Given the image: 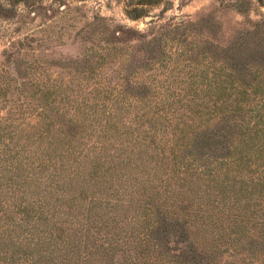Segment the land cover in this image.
Returning a JSON list of instances; mask_svg holds the SVG:
<instances>
[{
    "label": "rangeland",
    "instance_id": "rangeland-1",
    "mask_svg": "<svg viewBox=\"0 0 264 264\" xmlns=\"http://www.w3.org/2000/svg\"><path fill=\"white\" fill-rule=\"evenodd\" d=\"M221 83L253 84L244 98L249 106L260 99L259 89L253 93L258 84L264 90V0H0V131L5 138L14 134L29 150L26 175L43 182L27 197L38 210L47 204L63 229H53L52 238L39 244L26 243L28 249L17 248L34 220L25 224L12 212L13 202H6L24 201L23 188L1 194L0 222L20 227L12 237L0 235L6 244L0 245V264H197V254L206 257L202 264H264L261 171H246L247 189L237 196L245 210L244 231L233 235L229 229L222 238L220 226L228 222H211L224 210L219 187L180 181L168 150L162 156L150 139L140 155L144 142L133 147L137 134L150 138L155 128L153 143L181 145L178 162L191 151L200 166L209 165L221 154L214 142L195 150L184 146L191 138L168 132L212 127L205 114L233 104L234 95L220 91ZM155 117L171 122L155 125ZM191 117L199 123L188 130L182 122ZM71 120L77 126H68ZM59 130L73 140L69 148ZM6 142L0 141V155ZM96 142L114 156L112 163H99L101 170L117 168L110 177H96L89 160L82 165L90 173L76 172L77 152ZM41 151L50 155L43 167ZM5 167L1 162L0 174L7 178ZM52 177L67 182L43 195ZM233 199L226 198L229 211ZM46 214L40 215L42 224ZM163 216L185 224V241L180 230L171 229L155 239L151 226Z\"/></svg>",
    "mask_w": 264,
    "mask_h": 264
},
{
    "label": "trees",
    "instance_id": "trees-1",
    "mask_svg": "<svg viewBox=\"0 0 264 264\" xmlns=\"http://www.w3.org/2000/svg\"><path fill=\"white\" fill-rule=\"evenodd\" d=\"M253 85V84H252ZM251 84H246L244 86H234V84H229L226 86V84L221 83L220 84V91L229 93L226 94L227 97H230V95H234L233 97V104L231 106H226L229 108L228 111H226V108H223L214 113V114H205L206 120L205 122L212 123V127H204L198 130L191 132H188L184 130L183 128H178L177 126L172 130H169L168 134L172 137H175L177 139H187L191 138L187 144L184 146H188L190 148L197 149V145H208L209 142H214V149L221 150V154L215 156V159L213 162L208 163L207 166H200L196 160V157L192 152L190 151V154L185 156L187 159L184 161H177V154L181 148V145L179 144H173V141L171 142L168 140V149L167 147H162L153 143L152 140L156 137V130L153 128L152 135L150 138L148 136L144 135V138L140 137L141 134H137L135 136V144L133 147L137 146V144L144 142L140 147L138 148V155L141 154L143 149H148L149 146L145 144L147 142V139L151 140V146L153 145L155 150L157 152H161V155H164L165 150H168L169 154L172 156V165L174 167L173 173L178 174L180 178V181L186 182V180L189 178L191 180V183L197 185V186H207V184H214L219 187L218 195L222 199L223 206L221 209L224 208V210L219 211L220 216L218 218H212V223H220V222H228L227 227L220 226V230L222 231L221 236L226 235V230H231L234 234L233 235H239L240 232L244 231V227L242 226V223L244 219H246L245 212H243L244 208L239 206L237 202V196L239 197L238 193H242L246 191L247 189V181L245 180V176L248 173L246 171L248 169H253L254 171H261V173L264 174V96H261L262 93H264L263 87H261L259 84L256 86L254 93H258L257 90L259 89L261 94L259 95L260 99H258L256 102H253L252 106H249L247 104L246 97L248 95V88L252 86ZM245 87V88H244ZM253 89V88H252ZM221 102V100H218ZM217 101V103H218ZM215 106V104H213ZM251 105V104H250ZM244 108H247V113H244ZM209 115V116H208ZM200 117L199 115L197 116ZM171 118H163V117H155L154 123L155 125L164 122V120H170ZM200 119V118H199ZM1 120V119H0ZM201 122V121H200ZM188 130L194 129L196 125H198L199 120L197 118L191 117L188 118V121L182 122ZM68 126H77V123L74 120H71V122L68 121ZM171 125V124H170ZM167 125L163 126L165 128ZM170 127V126H169ZM164 129L163 133L166 132ZM72 128V127H71ZM162 128V129H163ZM217 129L219 130L217 132ZM70 131H73L70 129ZM217 132V133H214ZM62 131H58L56 134L59 135L60 140L63 141L66 140L65 135L62 134ZM149 132H142V134H148ZM190 133V135H188ZM8 138H5L3 136V132L0 131V141H8L6 144H3L2 147L4 148L3 153L0 155V158L5 157V160H1V162L6 163V167L4 170H7V172L11 175L9 177L5 178L1 176L0 174V181H5V184L0 183V197L1 194H11L14 193V190L17 188H23L22 194H23L25 200L22 202H17V200H14L15 198H12V200H6V202H10V207L13 209L12 212L14 213H20L22 216L21 221H23L25 224L29 223V218H32L34 221L31 224H26V227L24 228L23 232L27 236H29L27 239H24L23 236L18 240L17 248L20 249H28V245L26 243L31 244H39L41 241L46 240L48 238H52V230L57 229V227L61 228V220L55 219L56 212L49 213L50 210H47V204L46 206L40 207V210H38L37 206H35L34 202L29 200L31 198H28V193L36 187L37 181H41L38 179H29V177L26 175V167H27V161L28 159L26 156L30 153L28 149L23 148V145H19V142L21 140L17 139L14 134H6ZM140 137V138H139ZM5 138V140H4ZM139 138V139H138ZM170 139V138H169ZM73 140H66L67 148H69V145H71ZM8 143V144H7ZM100 144V142H98ZM98 143H94L95 145L91 146V148H87L85 152H77V155H80L81 158L79 160H74L75 162L79 163L77 164L78 168L76 172H79L80 169H82L84 172L90 173L91 171H88L87 168L83 167V160H89L91 163L90 169L93 170L92 173H95L96 177H110L111 170H117L116 167H107L106 170L99 169V163L100 162H107L112 163L111 161L114 159V156H106L104 154V148L103 145H98ZM64 145V144H63ZM66 145V143H65ZM216 145V146H215ZM183 146V147H184ZM70 149L65 150V154L69 153ZM117 150V149H116ZM43 152V151H41ZM89 152V153H88ZM44 157L47 159H44V162L41 164L40 167L46 166L47 163L50 161V155L47 152ZM42 153V154H43ZM63 153V152H62ZM215 153V152H214ZM130 154L135 155L136 153L134 150H131ZM187 154V153H186ZM33 156V155H32ZM65 156V155H64ZM63 157V155H62ZM69 157V156H68ZM67 157V158H68ZM93 157V159H91ZM119 158V157H116ZM129 158V157H126ZM163 159H168L167 157H161ZM0 162V164H1ZM82 162V163H81ZM142 163L145 164V161L142 160ZM66 165L64 167L66 168L71 164L69 160L65 162ZM61 166L59 165L57 168L61 170ZM55 168L54 171L57 172L58 169ZM1 170V169H0ZM71 170H75V168H72ZM172 171V170H171ZM169 171L171 174L172 172ZM176 176V175H175ZM174 176V177H175ZM259 176V174H258ZM264 176V175H263ZM55 177V176H54ZM54 177L49 180L47 185L44 186V193L50 192L51 188L54 186H57L60 183H66L67 180L65 179H55ZM3 178V180H2ZM259 182L263 179H257ZM250 181V180H249ZM87 184H89L88 181H86ZM41 184V183H40ZM16 185V186H14ZM70 186V183L67 185V187ZM184 187V184H182ZM260 186H264L263 184H260ZM28 190H25V189ZM3 189V191H2ZM5 189V190H4ZM49 191V192H48ZM133 191H131L132 193ZM172 194L176 195L175 190H172ZM185 194V191L180 192V198ZM229 194L232 195L233 199V208L231 211L228 210V205L226 204V198L229 197ZM150 199L156 200L154 195L148 196ZM58 198H55V201H57ZM182 199H184L182 197ZM188 199V197H187ZM220 199V200H221ZM121 202V200H118ZM160 200L158 199L157 202ZM41 202V201H40ZM44 202V201H43ZM42 202V203H43ZM4 203V201H0V205ZM231 202H229L230 204ZM3 205V204H2ZM45 209V210H44ZM158 209V208H156ZM184 209V207H183ZM245 211V210H244ZM44 213H47L44 218L46 224H42V216ZM57 213L60 214L61 217L63 213L60 212L59 209H57ZM226 213V214H223ZM223 215H227V218H222ZM50 215V216H49ZM58 215V214H57ZM112 216V214H111ZM9 217V216H8ZM12 218V217H11ZM231 218L230 220H228ZM85 221H89L90 219L87 217L84 219ZM160 220H162L160 222ZM172 220V219H171ZM229 221L230 224L229 225ZM40 222V223H39ZM38 223V226L35 224ZM71 223V222H70ZM0 235L6 236V237H12L11 233L15 231L20 226L16 224V221L12 224H4L3 222H0ZM184 223L181 222L179 219L175 218L172 221H167L166 218L163 216L157 220V222L152 225L154 226V229L151 231L153 232L155 239L158 237H164V234L167 232V230L171 229L174 232H180V238L184 240L185 233L184 230ZM178 226V227H176ZM264 227V225H263ZM177 228V229H175ZM13 230V231H12ZM61 230H63L61 228ZM225 231V232H224ZM45 233L49 236H46ZM60 237V236H59ZM17 238V236H16ZM28 239H32L28 240ZM25 242H24V241ZM185 241V240H184ZM12 245H14L13 242H11ZM23 244V245H22ZM0 245L2 247H6V244L4 241L0 240ZM190 252L193 254L195 251L190 249ZM197 257L199 258L196 263L202 264V259H205L206 257H200L197 254Z\"/></svg>",
    "mask_w": 264,
    "mask_h": 264
}]
</instances>
